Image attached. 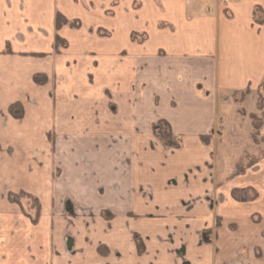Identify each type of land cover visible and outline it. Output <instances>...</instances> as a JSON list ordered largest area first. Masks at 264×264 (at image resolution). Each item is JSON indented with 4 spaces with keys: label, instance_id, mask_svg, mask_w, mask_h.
I'll return each instance as SVG.
<instances>
[{
    "label": "crops",
    "instance_id": "0c3cea01",
    "mask_svg": "<svg viewBox=\"0 0 264 264\" xmlns=\"http://www.w3.org/2000/svg\"><path fill=\"white\" fill-rule=\"evenodd\" d=\"M255 5L0 0V264H264V158L233 174L215 143L235 93L264 80ZM57 12L81 26L56 29ZM19 192L38 199L36 223L8 201Z\"/></svg>",
    "mask_w": 264,
    "mask_h": 264
},
{
    "label": "rangeland",
    "instance_id": "374dc122",
    "mask_svg": "<svg viewBox=\"0 0 264 264\" xmlns=\"http://www.w3.org/2000/svg\"><path fill=\"white\" fill-rule=\"evenodd\" d=\"M136 6L137 5H135L134 8H136ZM261 9L264 12V8L261 7ZM111 13L112 12L110 10L105 12V14L107 15H110ZM82 15L83 16L81 18H84L85 21H87L88 18L86 14H82ZM152 15L153 13H149V16ZM262 16L264 15L261 13L257 14L258 18H261ZM137 17L139 18L140 16L135 12L134 13L131 12L129 14V17L127 18L128 23L134 27H138L140 20ZM96 20H97L96 22L103 23V25H107V23L109 22L108 19L104 20L100 16L99 17L97 16ZM161 23L166 24L165 22H161ZM134 30L136 31L131 32V34L134 33L135 37L137 38L136 40H140L143 37L142 35L144 32H137L139 29L136 28ZM97 33L101 36L106 35L105 30L102 29H97ZM246 88L248 89V92L244 94L243 97L244 101L240 102L239 100L241 98V92ZM248 95H252L253 98L251 97L246 98ZM235 97H237L236 100L237 101L236 104L238 108L237 110L240 112H237V110L236 111L234 110V112H232L233 122L228 125V127L231 128V132L227 133L228 135L224 134L223 137L220 138L221 140L215 142L217 144V148L219 149V156L220 157L222 156V160H223L219 164V168L220 169L224 168L225 170L233 169L232 170L233 174L244 171L245 169H247V167L257 163L261 158H264V80L260 82L256 87L251 86L250 84L247 85L244 89L236 92ZM257 102L261 104L262 109H258L257 107L258 105L256 106ZM241 110L244 111L243 113L245 114H241L242 113ZM252 114L255 115L259 119L257 121L261 123L258 133H254V134L250 119V115ZM255 124L257 125V122H255ZM163 127L165 128V124ZM25 194L27 193L24 192L15 193L14 195H10V199L16 201L15 203L19 205L21 211L24 214L32 216L34 215L36 203L31 198L27 197ZM7 199L9 202H13L9 199V194L7 196ZM248 205L249 207L252 206L251 204ZM253 206L255 208H263L264 195H261L260 199L257 202L253 203ZM39 213H40V206H39ZM106 216L109 217L111 215L108 213H104L103 217ZM255 220H259V216L255 218ZM99 251L100 253L105 254L104 247L99 248Z\"/></svg>",
    "mask_w": 264,
    "mask_h": 264
},
{
    "label": "trees",
    "instance_id": "16d2710c",
    "mask_svg": "<svg viewBox=\"0 0 264 264\" xmlns=\"http://www.w3.org/2000/svg\"><path fill=\"white\" fill-rule=\"evenodd\" d=\"M258 13H261V14L264 15V12L262 11L261 7L259 5H255L254 8H253V13H252L253 20L256 23L264 22V16H262L261 18H258L257 17ZM64 25H67L70 28L76 29V28H79L81 26V23H80L79 19H67L60 12H57L55 14V28L59 29L60 27H62ZM164 26H165L164 23H159V27H164ZM166 26H168V25H166ZM142 36L143 37L140 40H144L146 38V34L145 33H143ZM131 39H133V40L137 39L135 37L134 33L131 34ZM54 42H55V51L56 52H58L61 48L66 47V45H67L66 40L61 38L58 34H56ZM45 79H46L45 76L42 75V74H36L34 76V81L36 83H39V84L43 83L45 81ZM247 92H248L247 88L241 92V98L239 100L240 102L243 101L244 94H246ZM256 106L258 107V109H262L261 104H259L258 102H257ZM9 112L14 117H19L21 115V112H22L20 104L11 105L10 108H9ZM241 112H242L241 114H245V113H243L244 111L241 110ZM250 119H251V124H252V128H253V134L254 133H258V130H259L260 126H261V123H259V121H257L259 119L253 114L250 115ZM163 122L164 121L158 122L157 124H155L153 126L154 132L163 140V142H164V144L166 146L178 147V143L173 139V136H172V133H171L169 125L166 122H164V123ZM255 122H257V125L255 124ZM164 124H165V128L163 127ZM201 140L203 141V143H207L208 140H209V136L208 135H203V136H201ZM10 195H14V194L10 193L9 194V199H10ZM25 195L27 197L31 198L36 203L34 215H32V216L28 215L32 222H36L37 218L39 216V206H40L39 203H38V200H37L36 197L31 196L30 194H25ZM11 201L16 202L14 200H11ZM219 224H220V220L217 219L216 222H215V225L218 226ZM210 235H211V230H204L202 232V234H201L202 240L206 241V242L209 241V236ZM135 242H136V245H137V249L139 251H141L143 249V243H142L141 239H139L138 237L135 236Z\"/></svg>",
    "mask_w": 264,
    "mask_h": 264
}]
</instances>
